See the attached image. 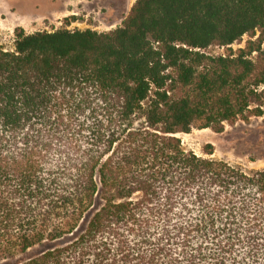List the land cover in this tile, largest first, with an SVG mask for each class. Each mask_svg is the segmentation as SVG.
Wrapping results in <instances>:
<instances>
[{
  "label": "trees",
  "instance_id": "1",
  "mask_svg": "<svg viewBox=\"0 0 264 264\" xmlns=\"http://www.w3.org/2000/svg\"><path fill=\"white\" fill-rule=\"evenodd\" d=\"M15 35L0 264H264V170L176 135L264 115V0H136L110 31Z\"/></svg>",
  "mask_w": 264,
  "mask_h": 264
},
{
  "label": "rangeland",
  "instance_id": "2",
  "mask_svg": "<svg viewBox=\"0 0 264 264\" xmlns=\"http://www.w3.org/2000/svg\"><path fill=\"white\" fill-rule=\"evenodd\" d=\"M136 0H0V47H15V28L24 27L32 33L42 30L86 29L110 31L122 25ZM245 34L229 46L210 45L202 51L207 54L227 55L229 47L238 50L250 39ZM257 52H253L255 58ZM187 151L211 156L238 165L247 171L264 170V115L248 120L226 122L221 132L211 127H192L189 132L176 133ZM214 146L212 155L206 154V145Z\"/></svg>",
  "mask_w": 264,
  "mask_h": 264
}]
</instances>
